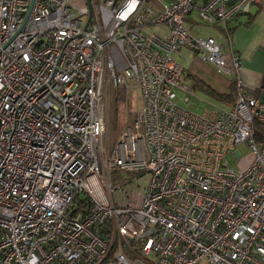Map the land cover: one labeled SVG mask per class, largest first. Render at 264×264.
I'll return each instance as SVG.
<instances>
[{
	"label": "built area",
	"instance_id": "1",
	"mask_svg": "<svg viewBox=\"0 0 264 264\" xmlns=\"http://www.w3.org/2000/svg\"><path fill=\"white\" fill-rule=\"evenodd\" d=\"M30 2L0 0V264H264V94L228 26L264 0ZM184 49L232 104H179ZM107 89L140 99L112 146Z\"/></svg>",
	"mask_w": 264,
	"mask_h": 264
},
{
	"label": "rangeland",
	"instance_id": "2",
	"mask_svg": "<svg viewBox=\"0 0 264 264\" xmlns=\"http://www.w3.org/2000/svg\"><path fill=\"white\" fill-rule=\"evenodd\" d=\"M102 0H96L100 3ZM194 19H188L186 24L189 30L196 36L213 35L220 37L217 29L214 26L206 25L203 22L196 20L195 12L191 14ZM221 38V37H220ZM173 59L176 63L184 68L185 84L189 87L191 94L178 92L181 99L188 96V102L179 101V104L187 109L201 114L204 109L211 107L208 103L217 106H226L216 98L209 95L203 89L195 86V83L207 84L218 91H226L227 86L222 82V79H227L223 73H217L214 67L209 63L200 61L194 52L189 49L182 50V54H173ZM140 107V99L138 92L133 89L129 90L127 99L120 100L116 90L107 89L105 91V135L104 141L107 145L112 146L123 126L129 122L133 114ZM240 151L245 152V148L240 146ZM226 159L229 164L235 167V161L231 153L226 154Z\"/></svg>",
	"mask_w": 264,
	"mask_h": 264
},
{
	"label": "crops",
	"instance_id": "3",
	"mask_svg": "<svg viewBox=\"0 0 264 264\" xmlns=\"http://www.w3.org/2000/svg\"><path fill=\"white\" fill-rule=\"evenodd\" d=\"M233 49L242 62V87L248 94H264V10L253 7L248 14L228 22ZM227 86L228 79H222ZM226 88V89H227Z\"/></svg>",
	"mask_w": 264,
	"mask_h": 264
},
{
	"label": "trees",
	"instance_id": "4",
	"mask_svg": "<svg viewBox=\"0 0 264 264\" xmlns=\"http://www.w3.org/2000/svg\"><path fill=\"white\" fill-rule=\"evenodd\" d=\"M240 15H242V14H240ZM229 30L231 32L230 28H229ZM195 86L205 89L209 93V95L216 98L217 100L222 102L224 105H230L235 100L236 88H235V83L233 82V80L229 81L228 88L226 91H218V90L214 89L213 87H211L210 85L202 84V83H195ZM261 136L262 135L257 133V138H261ZM79 200H82V198H79Z\"/></svg>",
	"mask_w": 264,
	"mask_h": 264
},
{
	"label": "water",
	"instance_id": "5",
	"mask_svg": "<svg viewBox=\"0 0 264 264\" xmlns=\"http://www.w3.org/2000/svg\"><path fill=\"white\" fill-rule=\"evenodd\" d=\"M31 4H32V0H31V2H30V6H31Z\"/></svg>",
	"mask_w": 264,
	"mask_h": 264
}]
</instances>
